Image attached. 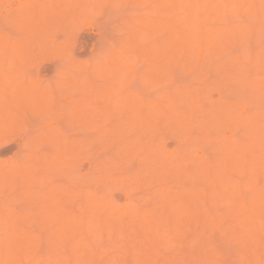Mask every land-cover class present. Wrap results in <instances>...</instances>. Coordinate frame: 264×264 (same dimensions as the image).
I'll use <instances>...</instances> for the list:
<instances>
[{
  "label": "rangeland",
  "instance_id": "1",
  "mask_svg": "<svg viewBox=\"0 0 264 264\" xmlns=\"http://www.w3.org/2000/svg\"><path fill=\"white\" fill-rule=\"evenodd\" d=\"M160 1L162 0H120L117 2L115 0H0V42L2 43L4 41L3 43H12V41H17L19 44L18 47L21 48L20 51L22 52H20L21 54L19 55L16 51L13 53V56L7 55L6 60H3L4 62L2 61V58L4 59L5 56L0 52V99H2L0 100V209L2 212H5V217L0 214L1 217L3 216L0 218V221L3 219L7 220V222L4 220L6 224L0 222V240L4 241L5 236L7 237L6 234L10 231L14 233L17 229L13 226L15 225L16 227H21L19 232L24 233L25 240L27 241H23L21 237V239L18 240V243L23 245L20 250L21 259H17L18 256H20H17L16 253L18 247L14 245V249H11L13 244L11 245L9 252L10 256L11 251L12 253L15 251V257L17 256V258L14 259V257L11 256L14 260L9 263L79 264L85 257V261H82V264H142V254L146 250V252H149L148 254H150L148 255L149 257H147L148 262H145L147 264H168L170 263L169 261L174 262L172 264H177L176 262L179 261L178 263H180V260V264H182L184 260L187 264H193L195 261L194 264H264V240L262 242L260 240V243H262L261 245L259 242H255L258 240L256 238L258 236H256L255 233L257 235H263L262 237H264V214L262 211L260 216L257 213L258 217L261 218L257 219L256 214L254 215L247 208L250 206L249 208H252L253 212L256 211V209L254 211L252 207V202L250 203L248 200L249 195L250 198L251 196H255V194L252 195L255 191L251 192V194L249 192L251 190L253 191V187L259 185L261 187V185L264 184V177H261L260 175L258 178V174H261L264 170V168H262L263 165L260 166L262 163L264 164V160H261V157L259 158V154L260 156H264L263 153L261 154L264 150L261 151L259 147L255 146L263 141L258 134L260 132L264 133V95L261 93L264 92V90L261 91V89H264V64L261 62L264 60V55L260 54L264 51V49H262L264 47H259L264 46V34L254 32L257 31L254 29L257 24L264 23V20H262L264 18V7L258 5L259 3L256 0H254L256 2L252 0L255 5L257 3L256 6L258 7L256 9L259 7L263 8L261 10L262 12L259 11V9L256 10L258 14L257 16H259L256 18H258V20L261 18V22L259 21V23H256V20H253L254 17L252 19L250 18L253 15L250 16L248 11V6L253 7L251 0H243L245 2L241 3V8L237 6L236 8L240 9H236L235 11H233L235 8H231L233 12L230 13L231 11L229 10V14H226V12L223 11L225 10V2L223 3V0H220L219 2L212 0V7L209 5V7L203 5L200 0H191V7L183 2L178 8L166 4H164L166 7L162 5L163 7L159 8L157 6L161 5V3L160 5L158 4ZM204 1L203 3H205ZM230 2L233 3L234 1ZM244 7H247V11ZM211 8H213L214 12L211 11ZM206 10L208 13L211 12L208 18H205L204 15ZM250 11H252L251 8ZM219 12L220 14H222L221 12H225L226 15L224 14L223 17V14H218ZM252 20L255 21V25ZM151 21H154L155 23V25L151 23L153 24L154 29L155 26L158 25L155 31L146 27ZM186 23L187 25L190 23L192 24L191 29L192 27H195V30H192H194L193 32H196V34L201 32L205 35H202V41L204 42L202 45L203 50L201 53H198L197 50L202 47L195 46L192 53L194 56L192 57L187 54L190 50L186 49L188 51L186 52L185 49H182L183 51L181 53V50L177 48V46L179 47L178 43L177 45L174 43L176 46H171L173 43L170 45L172 40L169 41V43H166L168 39L172 38V35L175 36L178 34L174 31L180 30L183 26H186V28L188 27L186 31L188 32L190 25L187 26ZM141 24L142 26H140ZM252 25L253 27H250ZM237 26L246 27L245 29H247V26L248 28H252V32H254L252 33L253 36L257 34L255 36L256 41L254 40V37L247 39L248 34H245L246 38L245 36L238 38L237 33L236 35H233V32L235 33L236 30L232 29H235V27L237 28ZM259 26L260 25H258V27ZM139 27H141V29ZM221 27L222 32H219L221 31ZM142 28H145L146 30H143ZM219 28L220 30L218 31L219 33L217 32L218 34L222 35L223 33L224 37L228 35L231 39H229L228 36H226L225 39L223 36L221 37L217 34L218 37L220 36L223 38L222 40H224V43L222 44L220 43V40L216 39L222 44L218 49V47L214 45L216 41L212 42L214 44H212L211 41L215 39L213 38V35ZM223 28H227L226 34L224 33L225 29ZM137 29L140 30L139 32L143 30L142 32H144L145 35L141 32V34L139 33L140 38L137 37V35H134V37H136L134 38L133 34L135 31L138 32ZM228 29H231L230 32H228ZM170 30L174 33L171 34ZM182 30H180V32H182ZM231 31L233 32L229 35ZM243 31V33H249V30ZM232 35L237 38L234 40V38L231 37ZM197 36L199 38V35L192 34L189 43L192 41L194 43ZM7 38H9L8 41ZM137 38L140 39L139 42L136 41L137 45L135 43V46H132L131 44H134L133 40H137ZM245 39L249 41H246ZM187 42L188 41H186V44L189 45ZM248 42L250 45H247ZM164 43L169 44L170 46L164 45ZM219 43H217V46L220 45ZM152 45H154L155 49H152ZM213 45L215 49L212 47ZM136 46H139V48ZM146 46H152V48L150 47L149 50L147 49V52H145L146 50L143 51L144 48L142 50L140 49V47L146 48ZM130 47H132V49H130ZM133 48L135 49L133 50ZM216 48L219 51H215L217 50ZM260 55H263L261 61L259 59ZM255 56H257L255 59L259 60V62L257 60L258 64L255 65L260 66L261 68L255 65V67L252 68V64L256 63V61H252ZM238 59L242 61L240 62ZM225 62L227 66L223 65ZM234 62H239L240 64H235ZM242 62L245 65L247 64V66L249 65V74H247L250 77L247 75L248 78H244L246 81H243L242 78L243 71L247 68L244 67L245 65L243 66ZM251 62L253 63L251 64ZM228 63L233 64L228 65ZM232 65L235 66V68L233 67V70L238 69V73L236 71L235 73L229 71V68ZM219 66L221 68H219ZM223 66L225 68L230 67L227 70L224 69ZM164 67L167 68V70ZM227 71H229V73ZM74 75H76L80 81L81 79L83 80V86L85 83L87 84V92L84 93L86 88H83V86L79 88L75 86L78 84L74 85V83L78 81V78H75L76 76L74 78L77 79V81H75V79L73 80L72 76ZM245 76L246 75H244V77ZM121 77H123L122 81L125 79L124 82L119 81L118 78ZM228 77H231V79ZM237 77L240 81L242 80L243 84L245 83L246 85L247 82H250L251 84H249L250 88L242 84L240 86L242 90L244 89L243 91H245L243 93V95L245 94V97L240 94L242 92L238 87L241 82H239ZM250 78L253 79V83L248 81V79L251 80ZM115 82H117V84ZM72 85L74 87H72ZM243 86L246 89L243 88ZM235 87L239 91L238 94L235 93ZM76 88H78V92L77 90L74 91ZM256 88H258V90L260 89V96ZM102 90H105L104 96L107 97L109 95L107 97L109 101H104L106 100V97L104 98L102 95ZM122 91L124 92L121 95V97H124L123 99L132 95L136 107L134 106L132 109L127 105L119 106L117 103V106L119 107L114 108L116 102H111L110 100H114L116 95ZM187 92L191 93L188 94ZM250 92L255 93V96L253 94L249 95L251 97L254 96L255 99L257 95V103L246 95ZM180 93L183 96H181ZM189 95L191 96L188 97ZM6 98L8 99V104L10 106L6 107L7 109L1 107V104H4ZM85 101L87 102L86 104L84 103ZM173 102L177 103L174 105ZM106 103H109L108 106H106ZM225 104L229 105L231 108L233 107L232 109H235L236 113L234 110L228 109L230 107H225ZM78 106H80L79 108L83 107L85 111L83 108L80 110L77 118L78 121L81 119L80 122H78V124L80 123L81 125L76 123L77 125L75 126L74 122L77 119H73V114ZM173 106L177 108L176 111H174L175 109H171ZM138 108L141 109H139L140 111L143 109L142 112L143 114L145 113L144 116L138 111ZM160 109L164 110V113H160ZM226 110L233 114H229L230 112L228 113ZM81 111L83 112L81 113ZM89 111L91 113H89ZM223 111L226 112L223 113ZM255 111H257L258 114H255ZM2 112H5V114L3 115ZM243 112H245L244 115L246 113L248 114V117L245 115L247 119H245L243 115V118L239 117ZM226 113L227 115L225 117L227 120L222 117L224 115H221ZM146 115L150 117L146 118ZM249 116H252V118ZM175 118H178L177 120L180 119L179 122L174 120ZM147 119H150L154 123L159 121L161 127L164 126V130H162V128L158 126L159 124L156 123L151 127V131H149L150 129H146L147 131H145L144 126V132L139 127L142 126L140 124H143L142 122L145 121L144 124L146 125V128H150L149 126L151 123H149ZM250 119H252L253 122L255 121L256 127L254 130L259 129V133L250 129L249 123H252V120L250 121ZM247 120L249 121L248 124L246 122ZM169 121H175L177 123L181 122V124L184 123L181 126H178L180 124L175 122H171L170 124ZM116 131H118V133ZM119 133L123 136L122 139L125 141L122 140V144L120 143L121 141H118V139H121ZM254 134L255 137L259 136L257 139L255 138L257 142H252L255 140L253 139ZM118 135L120 138L117 139ZM263 136L264 134H262V137ZM109 137L111 138L108 139ZM115 138L118 143L121 144L120 147V144H118L117 141L115 142ZM136 138L138 140H136ZM133 139H135V141ZM66 142L70 145L68 148L65 147L67 144ZM251 142L252 144L255 143L253 145L254 149L256 147L255 150H257V148L260 150L259 154H257L259 151L253 152V150H251ZM244 143L247 144V146ZM83 145L86 148H84ZM66 146H68V144ZM241 146L243 148H241ZM232 147L241 148L240 150H242V152L237 150L239 149L237 148L236 153H240L243 157V154L245 153L246 156L249 151L253 152V154L251 152L252 158L253 155L256 154L257 160H255L258 161V163H255L259 164V166L257 165V168L261 167L263 170H258L256 168L255 170H261V173H258V171L256 172L255 170L253 171L255 173H252L251 171V174H255V178H253L254 175H252V178L249 177L251 175L250 173L248 176L247 173H244L246 167L250 170V161L254 162L252 158L251 160L246 159V157H248L246 156L244 159L245 161H249L248 165V161L243 164L244 160L241 161V159H238V161H240L237 162L239 163L237 166H240L241 164L245 165L244 169H240L241 167H236V165L230 164L234 169H232L233 180L229 179L231 177L228 178V176L231 174H229V172L227 173V167L225 170L224 168L222 169V167H225L223 161L227 160L225 164L229 165V160H234L233 154L235 152H232L235 149H231ZM244 147H246L245 150L247 149L249 151H243ZM230 149L232 152H230L231 155L228 154L229 160L228 158L223 160L225 158L224 156L227 155V152L230 151ZM240 154L238 156L236 155V157H239ZM147 155L153 157V159L151 158L152 160L155 158L160 160L159 167L161 170L157 168V171H153L149 167V164L148 166L144 164V162L146 163L144 157ZM247 155H249L248 158L251 157L250 154ZM262 158L264 159V157ZM58 160L62 163L61 167L57 166L55 163ZM148 160H150V158ZM218 161L219 164H217ZM253 162L252 164H254ZM202 163H206L205 166L207 165L206 169L208 170V166L212 164V168L210 166L211 171L209 170V175L210 173L211 175L208 176V178L206 177V181L201 180L206 183L200 182V184H198V180L197 184H195V175L193 177V173H200L199 169L204 167H201ZM171 166L175 167L172 168L174 169L173 171H175V174L169 173H172ZM231 166L229 167L230 169L232 168ZM20 167L26 168L27 171H30L32 173L31 176L27 179L22 177V172H20L19 169ZM108 167L110 168L108 169ZM147 167L151 169V172L149 171V168L146 169ZM156 167H158V165ZM217 167L221 168V170ZM200 170H203V168ZM247 170H245V172H248ZM220 171L223 176H221ZM166 172L167 174H165ZM262 174L264 175V172ZM145 178L146 181H144ZM225 178H227L231 184V188H233H229L231 192H228L229 189L227 190L228 194H221L220 198L216 199L219 201L218 208V206L213 203V201L216 202V200L213 199L210 201L211 199H209V195H213L210 198L215 197V193L220 189L218 185H214L215 182L220 183ZM254 179H258L257 182ZM236 181L237 183L243 184L242 187L245 188H238ZM251 183H253V185ZM216 186H218V188ZM197 187H201V191L205 196L208 195L206 196L208 198H205L204 196V199L203 197H199L203 194H197L199 198H193V196L189 202L190 199L187 200L188 198L184 197L186 189L188 192L190 190L193 192L194 190L198 191ZM239 189L243 191L247 189L248 192L245 190L243 193ZM72 191H74V193ZM86 191H90L89 193L94 194H89L92 196L91 200H89L90 196L86 194ZM232 191L236 192L235 194L233 193L236 195L235 198L232 196ZM239 191L242 193L241 195H245L241 196L246 202V205L244 206L240 203L242 198L240 197V194L239 196L237 194ZM61 192L64 194V197L61 199L60 205L55 206L52 202L56 203L58 201V204L60 198L55 199L53 198V195L55 194V196L59 197ZM245 192L249 194L247 196L248 198L246 197ZM62 193L60 195H62ZM230 193L232 195H230ZM48 195L50 196L48 197ZM163 195H165V197H163ZM179 195L180 200L182 198L184 200V202L181 200L182 203H185L186 207H190L186 209L184 204H181L180 201L179 204L183 205L184 209H186H182L184 213L180 215L181 210L178 208L180 216L175 210H171L167 205L168 201L170 202L173 200V205L176 206L179 201ZM239 197L240 199H238ZM99 198L103 199L100 202L104 205H109L111 203L109 207L105 208L106 218L108 216H110L109 218H111V216L114 217L113 214L116 213L120 215V213L129 210L130 212L127 213L128 215L130 214L129 216L131 217V210L140 208V214L147 210V213H144L145 215H148V217H146L147 221L140 222L142 225L134 224L137 223L134 222V225L131 227L133 221H131V223L129 222V225L127 221H130L128 220L130 217L125 212V217L127 216L129 218L120 216L122 217L120 219L124 218L127 219V221L123 219V221L126 222H122V224L121 222L118 223V221L116 225H119V228L115 225V230L113 229V231L110 232L112 229L108 226L106 229L109 230L107 231L105 229L106 231L103 232V235H96L98 231L95 230L97 229L99 222L95 223V221H98L95 220V218L97 219L99 216L93 215L97 216L94 218L92 216L94 219L93 224V221L90 222V220H93L92 218L90 219V215L91 213H99V215H102L101 210V212L95 210L97 206L102 205H98ZM147 199H150L149 202ZM50 200L53 201L50 202ZM174 200L177 201V204H175L176 201L174 202ZM221 201H226V203L229 201L226 205L231 203L228 205L231 208L227 206L225 207L224 202V204L220 206ZM230 201H236V206H239V208L237 209L236 206L235 208L237 211L240 209L239 211L242 212H240L241 215L246 210L242 215L243 217L245 214L250 216L253 214L251 217H256L255 220L257 221V226H255L256 228L259 227L256 229L253 225V229L249 226L251 227V229L248 227L249 230L253 229L252 232L247 228L249 235L246 231L243 232L241 228L244 225L243 223L247 222L246 220H249V225L254 222L251 223L250 219H246L247 216H245V219L241 216V218H243L241 219L239 217V211L238 214L236 211L234 213L233 211L235 208L233 209V207L235 203L233 202V204ZM88 202L89 205H87ZM113 202L115 207H111ZM46 203L47 205H45ZM203 204H205L206 207L202 206ZM44 206L45 208H50V212L48 209H45ZM240 206L245 207V209L243 208V210ZM43 208L44 211H42ZM143 208L145 210H143ZM98 209H100V207ZM189 210L193 211L192 213H189L192 215H188L190 218L187 216V211ZM194 213L196 215H194ZM13 214H15L14 218L12 217L13 219H15L18 214L19 216L21 215L20 217H23V223L18 216L16 217V219L20 218L18 223L15 224L14 222L17 220H12V225L9 220H11L10 215L13 216ZM42 214H47L48 216ZM63 214L71 217H69V223H71L70 225L73 224L74 228L69 224L68 228L72 231L68 230L66 224L67 221L65 220L66 216ZM234 214L237 215V218L242 221L244 220L245 222H239L240 220L238 221ZM191 216L192 218L193 216L198 217H194L193 219L195 220H192ZM153 217L155 218V221L157 219L159 220L156 221L158 226L154 224ZM26 219L28 221H26ZM148 219L149 222H153V225L156 227L153 225L152 227L148 226L146 224L148 223ZM64 220L66 223H64ZM196 220L197 223L199 222V227L196 226ZM203 220L206 221V223H209L203 225L204 228L200 227L205 223ZM189 221L190 223H193L190 225ZM213 221L214 223H221V227H219L221 229L215 227L212 223ZM21 223L24 226L19 225ZM63 223L66 224L64 225V227L66 226V229L63 227ZM167 223L169 227L171 226L173 229L171 233H169V228H166L168 227ZM237 223H241V228ZM211 224L213 225L211 226L213 230L210 227ZM52 225L54 227H52ZM146 225L148 227H146ZM193 225H195V228ZM12 228L15 229L13 230ZM60 228L63 229L62 231L64 235L62 234V231L59 232ZM98 228L100 229L99 226ZM216 228L220 231L222 230V232L224 231L223 234ZM160 229L161 232H157L160 231ZM27 230L33 235L29 234L30 237L27 236ZM198 231H200V233ZM254 231H259V233ZM54 232L57 233L59 241L57 238H55L57 240L53 241L52 237L54 236L52 235H54ZM71 232L73 233L71 235L74 236V239H69L70 237H73L70 235ZM99 232L101 231L99 230ZM202 232L203 235H201ZM212 232V239H208V235L211 237ZM226 232L228 233V236L231 232L230 235H233L234 238L232 236H229L230 238L226 236V238L224 236V234H227ZM159 233L161 236L158 235ZM68 234L70 236H68ZM195 235H197V237L201 235L200 238L204 239V241L202 242L199 238L197 242H200L197 244L194 243L192 240L195 238L197 239ZM9 236L10 235H8V237ZM163 237L168 238L170 240L168 241L169 243H172L173 241V247H171V244V246L168 245V242H166L167 239ZM253 237L254 240H251L250 238ZM28 239L30 241H35V243L30 244L32 242ZM79 240L83 243L81 244ZM253 241L255 243H252ZM25 242L29 245L25 244ZM191 242L194 244L192 243L193 245H190ZM5 243L6 242L3 244ZM179 244H182L183 246H180ZM7 245H9V243ZM32 245L33 247H29ZM24 246L25 249L23 248ZM7 251H9V249H7ZM1 252L0 257L2 258H0V264H5V260L8 261L6 259V256L8 255L4 250ZM197 252L200 253L199 256L196 254ZM81 255L83 256L82 260L79 258ZM138 256L140 259L138 258L137 261H135ZM197 257L199 259H197ZM89 258L92 259L90 260ZM173 259H176L177 261H173ZM11 260L12 259H10V261ZM163 261L164 263H162ZM192 261L194 262L192 263ZM185 262L183 264H186Z\"/></svg>",
  "mask_w": 264,
  "mask_h": 264
},
{
  "label": "bare ground",
  "instance_id": "2",
  "mask_svg": "<svg viewBox=\"0 0 264 264\" xmlns=\"http://www.w3.org/2000/svg\"><path fill=\"white\" fill-rule=\"evenodd\" d=\"M115 1L117 2V1H120V0H115ZM200 1H202V4H203V5H206V6L209 5V6H211V2H212V0H205V1H204V0H200ZM203 1H204L205 3H203ZM214 1L219 2L220 0H214ZM214 1H213V3H214ZM230 1H232V2L234 1V2L231 3ZM230 1H229V0H223V3L225 2V3H224V4H225V7H224L225 10H223V11H225L226 14H227V13L229 14L230 11H231L230 13H232V12L235 11L236 9H237V10L240 9L241 6H242L241 3H242V2H245V1H243V0H242V1H240V0H239V1H238V0H230ZM251 1H252V0H251ZM253 1H254V0H253ZM253 1L251 2L252 5H253V7L248 6L249 3H248V5H247V6L249 7V8H248L249 15H250V16L253 15V16H252V17H250L249 15H248V16H249L251 19L254 17L253 20L255 19V20H256V23H259V21L261 20V18H259L260 20H258V18H256V17H259V16H257L258 14H257V11H256V10L259 9V11H261L263 8H262V7H259L258 9H256L258 6H256L257 3H256V5H255L254 2L257 1V2L259 3L258 5L264 7V0H256V1H254V2H253ZM183 2H184L185 4H187V5H189V7L192 6L191 0H186V1H184V0H162V1L158 2V4L160 5V3H161V5H160V6H157V7L162 8V7H163L162 5L166 4V5H171L172 7H177V8H178ZM207 3H210V4H207ZM158 4H156V5H158ZM233 4H234V5H233ZM243 5H244V4H243ZM252 5H251V6H252ZM164 6H165V5H164ZM209 6H208V7H209ZM212 6H213V5H212ZM212 6H211V7H212ZM232 6H233V7H232ZM237 6L240 7V8H236ZM245 6H246V5H245ZM165 7H166V6H165ZM231 8H233V9L235 8V9L232 11ZM244 8H245V7H244ZM250 8H251L252 11H250ZM252 8H253V9H252ZM215 9H216V8H215ZM245 9H246V11H247V7H246ZM245 9H244V10H245ZM207 10H208V9H207ZM207 10H206L205 13H204L205 18H208V16H209L210 13H211V12L208 13ZM229 10H230V11H229ZM244 10H243V11H244ZM211 11H213V8H211ZM221 11H222V10H221ZM55 12H56V11H55ZM213 12H214V11H213ZM225 12H221L223 15L220 14V12H219L218 14H220V15H222V16L224 17ZM244 12H245V11H244ZM261 12H262V11H261ZM245 13H246V12H245ZM263 13H264V10H263ZM226 14H225V15H226ZM247 14H248V13H247ZM260 15H261V14H260ZM248 16H247V17H248ZM262 16H263V15H262ZM262 16H261V17H262ZM34 17H35V15H34ZM205 18H204V19H205ZM262 18H263V17H262ZM253 20H252V21H253ZM262 20H264V18H263ZM257 21H258V22H257ZM260 22H261V21H260ZM151 23H153V24L155 25L154 21H151L150 23H148V26H146V24H145V26H146L147 28H150V29H152V30L155 31V30L157 29L156 27H157L158 25H156V26H155V29H154V26H153V24H151ZM251 23H252V22H251ZM254 23H255V21H253V24H254ZM149 24H150V25H149ZM186 25H187V23H186ZM188 25H190V26H189L190 28H189V31H188V32H186L187 29H188V27L186 28V26H183V28H180V30H182V29H185V30H182V32H180V30H178V31H174V32H177L178 34H176L175 36L172 35V36H171L172 38L168 39V40L166 41V43H167V42L169 43V41H171V40H172V42L170 43V45L173 43L171 46H173V45L176 46L177 43H178L179 47L177 46V48H179V49L181 50V53H182V51H183L182 49L190 50L191 53L188 52L187 50H186V52H188L187 54H188V55H191V57H192V56H194V54L192 55V53H193V51H194V49H195L194 47H195V46H197V47H198V46H201V47H202V45H203V43H204V42L202 41V40H203L202 35H203V36H205V35H204L203 33H201V32H198V33L196 34V32H193V31L195 30V29H194L195 27H192V29H194V30H192V29H191L192 24L190 23V24H188ZM188 25H187V26H188ZM254 25H255V24H254ZM258 25H260L261 27H260V26L258 27ZM140 26H142V24H141ZM244 26H245V25H244ZM263 26H264V23H263V24H262V23H261V24H257L256 27H258V28H256V27L254 28V29H256L257 31H254V32L259 33V34H264V27H263ZM143 27H144V26H143ZM181 27H182V26H181ZM250 27H253V25L250 26ZM139 28L141 29V27H139ZM242 28H243V30H246V31L249 30V33H248V32H247V33H246V32L243 33L244 31L242 30ZM245 28H246V27H245ZM245 28H244L243 26H241V27L237 26V28L235 27V29H232V30H236L235 33H234L233 31H231V33H230L229 35H231L232 32H233V35H234V34L236 35V33H237L238 38H242L241 36H243V37L245 36V38H246V35L248 34V35H247V36H248L247 39H248V38H251V37H254V40L256 41V37H255V36H256L257 34H255V36H253L252 33H254V32H252V28H248V26H247V29H245ZM142 29H143V28H142ZM144 29H145V28H144ZM144 29H143V30H144ZM223 29H225V28H223ZM137 30H138V32L135 31L136 34L134 33V34H133V37H134V35H137V37L140 38L139 33L141 34V32H142L143 30H141V32H139V31H140L139 29H137ZM145 30H146V29H145ZM219 30H220V28H219V29L216 31V33L213 35V38H215V39H214L213 41H211V43H212V42H215V41H216L217 43H219V41H217L216 39L220 40V43H222V44L224 43V40H222V39H223V38L226 39V36H228V35H226V36L224 37L223 33H222V35L218 34L219 32H222V27H221V31H219ZM230 30H231V29H228V32H230ZM237 30H238V32H239V30H240V32L238 33ZM170 31H171V32H170L171 34L174 33L172 30H170ZM218 31H219V32H218ZM226 31H227V28H226L225 31H224L225 34H226ZM217 32H218V33H217ZM228 32H227V33H228ZM142 34H144V32H142ZM192 34L199 35V38H198V36H197V38H196V40L194 41V43H193V41H192L191 43H189V41H190L189 39H190V36H191ZM217 34L220 35L221 37L223 36V38H221L220 36L218 37ZM241 34H242V35H241ZM245 34H246V35H245ZM251 34H252V35H251ZM259 34H258V35H259ZM144 35H145V34H144ZM233 35H232L231 37H233L234 40H235V38H237V37H236V36H233ZM239 35H240V37H239ZM263 36H264V35H263ZM192 37H193V36H192ZM1 38H2V37H1ZM134 38H136V37H134ZM134 38H132V39H134ZM139 38H137V40H136V39L133 40V41H134V44H131V43H130V44H131L132 46H135L136 41L139 42V40H140ZM213 38H211V39H213ZM219 38H220V39H219ZM228 38H229V36H228ZM8 39H9V38H7V41H8ZM229 39H231V38H229ZM258 39H259V37H258ZM2 40H3V39H2ZM227 40H228V39H227ZM245 40H246V39H245ZM251 40H252V39H251ZM10 41H11V40H10ZM131 41H132V40H131ZM174 41H175V42H174ZM186 41H188L187 43H189V45L186 44ZM246 41H249V40H246ZM3 42H4V41H3ZM3 42H2V43L0 42V52H2L1 54H4V56H5V57L3 56L4 59L2 58V61H3V60H6L7 55H8V56H11V55L13 56V55H14L13 53H14L15 51H16V53H18V55L22 53V52L20 51L21 48L18 47L19 44L17 43V41H16V42H13V41H12V43H10V42L3 43ZM195 42H196V43H195ZM216 42H215V44H214V43H212V44H214V45H215L216 47H218V49H219V47H221L222 44L219 43L220 45L217 46V43H216ZM225 42H226V41H225ZM132 43H133V42H132ZM174 43H175L176 45H175ZM139 44H140V43H139ZM136 45H137V43H136ZM140 45H141V44H140ZM164 45H169V44H165V43H164ZM170 45H169V46H170ZM214 45H213L212 47L215 49ZM247 45H250L249 42L247 43ZM152 46H153V48H152ZM152 46H148V47L146 46V48H145V47H140V49L142 50V49L144 48L143 51L146 50L145 52H147V49L149 50L150 47H151L152 49H155L154 45H152ZM169 46H168V47H169ZM136 47L139 48V46H136ZM136 47H135V48H136ZM247 47H248V46H247ZM259 47H264V46H259ZM135 48H133V50H134ZM248 48H249V47H248ZM130 49H132V47H130ZM216 49H217V48H216ZM218 49L215 50V51H219ZM262 49H264V48H262ZM17 50H18V52H17ZM133 50H132V51H133ZM156 50H157V49H156ZM185 50H184V51H185ZM202 50H203V47L200 48V49H198L197 51H198V53H201ZM222 50H223V48H222ZM20 52H21V53H20ZM261 52H262V50H261ZM263 52H264V51H263ZM263 52L260 53V54H263V55H264ZM184 53H185V52H184ZM189 53H190V54H189ZM196 53H197V52H196ZM196 53H195V54H196ZM212 53H213V52H212ZM135 54H136V53H135ZM215 54H216V52H215ZM16 55H17V54H16ZM16 55H15V56H16ZM185 55H186V54H185ZM211 55H213V54H211ZM263 55H260V58H259L260 61H261V57H262ZM15 56H14V57H15ZM186 56H187V55H186ZM17 57H18V56H17ZM17 57H16V58H17ZM188 57H189V56H188ZM256 57H257V56L254 57V60L252 59V61H256V63L251 62V64L253 63V64H252V65H253L252 68H254L255 66H257V65H255V64H258V62H259L258 59H255ZM213 58H215V57H213ZM213 58H211V59L214 60ZM263 59H264V57H263ZM14 60H15V59H14ZM168 60H169V59H168ZM238 60H239V59H238ZM257 60H258V62H257ZM220 61H222V60H220ZM239 61L241 62L242 60H239ZM0 62H1V61H0ZM3 62H4V61H3ZM261 62H263L262 64H264V60H262ZM261 62H260V63H261ZM213 63H214V62H213ZM234 63H235V62H234ZM238 63H239V62H238ZM238 63H235V64H238ZM242 63H243V62H242ZM260 63H259V64H260ZM125 64H126V63H125ZM217 64H218V62H217ZM219 64H220V63H219ZM231 64H233V63H231ZM231 64L228 63V65H231ZM235 64H234V65H235ZM239 64H240V63H239ZM262 64H260V65H262ZM204 65H205V64H204ZM214 65H215V64H214ZM223 65H224V66H227V65H226V62H225ZM244 65H245V64L243 63V66H244ZM254 65H255V66H254ZM224 66H223V68H224V69H227V70H228V68L230 67V66H229V67L225 68ZM235 66H236V65H235ZM235 66L232 65V66L229 68V71H232V72H234V73H235V71H236V72L238 73V69L233 70V69L235 68ZM237 66H239V65H237ZM248 66H249V65H248ZM248 66H247V64L244 66V67H246L247 69H245V70L243 71V78H242L243 81H246L245 79L248 78V76H249V75H248V74H249V73H248V70H249V69H248ZM262 66H263V65H262ZM215 67H218V66H215ZM233 67H234V68H233ZM239 67H240V66H239ZM257 67L261 68L260 66H257ZM154 68H155V67H154ZM156 68H157V66H156ZM164 68H165V67H164ZM219 68H221V67L219 66ZM263 68H264V67H263ZM165 69L167 70V68H165ZM255 69H256V68H255ZM255 69H254V70H255ZM229 71H227V72L229 73ZM239 71H240V68H239ZM246 71H247V72H246ZM263 72H264V71H263ZM121 73H122V72H121ZM228 73H227V74H228ZM234 73H233V74H234ZM240 73H241V72H240ZM244 73H245V74H244ZM247 73H248V74H247ZM244 75H246V76L244 77ZM247 75H248V76H247ZM75 76H76V75L72 76V77H73V80H74L75 78H78L77 76H76V77H75ZM226 76H227V75H226ZM74 77H75V78H74ZM234 77H236V76H234ZM249 77H250V76H249ZM263 77H264V76H263ZM228 78L231 79V77H228ZM239 78H240V77H239ZM244 78H245V79H244ZM118 79H119V81L121 82L122 79H123V77L118 78ZM147 79H148V78H147ZM237 79H238V77H237ZM250 79H251V78H250ZM124 80H125V79H124ZM124 80H123L122 82H124ZM150 80H151V79H150ZM238 80H239V79H238ZM252 80H253V79H251V80L248 79V81H251V82H252ZM75 81H77V79H75ZM82 81H83L82 79H81V81H80L79 78H78V81L75 82L74 85H75V84H78V85H75V86H77V87L80 88V87L83 86ZM116 81H117V80H116ZM119 81H118V82H119ZM78 82H79V83H78ZM80 82H81L82 84H81ZM120 82H119V83H120ZM239 82H241V83H239V87H238V89L240 88V90H241V92H242V93H240V94H241L243 97H245V94L243 95V93H244L245 91H243L244 89L242 90V88L240 87L241 84H242V85H245V83L243 84V83H242V80H241V81L239 80ZM115 83L117 84V82H115ZM125 83H126V82H125ZM125 83H124V84H125ZM128 83H131V82H128ZM247 83H248V82H247ZM247 83H246L245 86H248V87L250 88V86H249L250 82L248 83V85H247ZM252 83H253V82H252ZM256 83H257V82H256ZM80 84H81V85H80ZM85 84H86V83H85ZM85 84H84L83 88H86L87 84H86V85H85ZM79 85H80V86H79ZM120 85H122V84H120ZM250 85H251V84H250ZM253 85H254V84H253ZM257 86H258V85H257ZM257 86H256V87H257ZM259 86H261V85H259ZM72 87H74V86L72 85ZM236 87H237V86H236ZM236 87H235V89H236V90H235V91H236L235 93L238 94L239 91L237 90ZM248 87H247V88H248ZM253 87H254V86H253ZM261 87H262V86H261ZM243 88H245V87L243 86ZM94 89H96V88H94ZM245 89H246V88H245ZM256 89L258 90V88H256ZM76 90H77V92H78V88H76L74 91H76ZM99 90H100V89H99ZM116 90H117V89H116ZM259 90H260V89H259ZM259 90L257 91V92H259V96H260L261 93H263V95H264V92H261V93H260ZM263 90H264V89H261V91H263ZM82 91H83V90H82ZM94 91H95V90H94ZM94 91H93V92H94ZM102 91H103V93H102V92H101V93H102V95L104 96V95H105V93H104L105 90H102ZM117 91H118V90H117ZM181 91H182V90H181ZM85 92H87V88H86V90L84 91V93H85ZM88 92H89V91H88ZM99 92H100V91H99ZM118 92H119V91H118ZM101 93H100V94H101ZM122 93H124V92L122 91V92H120V93H118V94H117V92H116V94H117V95H116V98H115L114 100H110L111 102H112V101H113V102H116V105H115L116 107L114 106V108H117V107H119L120 105H127V106H129V108H132V109H133V107L135 106V103H134V101H133V97H132V95H131V96H128V97L125 98V99H123L124 97H123V96L121 97ZM181 93H183V92H181ZM181 93H180V94H181ZM187 93H188V92H187ZM190 93H191V92H189L188 94H190ZM98 94H99V93H98ZM188 94H187V95H188ZM251 94L254 95L255 93L250 92V93H247L246 95L249 96V95H251ZM86 95H87V94H86ZM241 95H240V96H241ZM108 96H109V95H108ZM108 96H107V97H108ZM181 96H183V95L181 94ZM190 96H191V95H189L188 97H190ZM254 96H255V95H254ZM254 96H252V97L249 96V97H250L251 100H253V101H255V102L257 103V99H258V98H257V95H256V99L254 98ZM105 97H106V96H104V98H105ZM107 97H106V100H104V101H107V100L109 101V99H107ZM172 97H173V96H172ZM172 97H171V98H172ZM175 97H176V96H175ZM7 98H8V97H7ZM7 98H6L5 102H4V104H3V105L1 104V107H5V109H7L6 107L9 106V104H8L9 101H8ZM80 98H81V97H80ZM86 98H87V97H86ZM241 98H242V97H241ZM247 98H248V97H247ZM252 98H253V99H252ZM77 99H78V98H77ZM182 99H183V98H182ZM245 99H246V98H245ZM248 99H249V98H248ZM250 99H249V100H250ZM0 100H2V99H0ZM100 100H101V99H100ZM261 100H263V99H261ZM261 100H260V101H261ZM81 101H82V100H81ZM104 101H102V102H104ZM171 101H172V100H171ZM174 101H175V100H174ZM184 101H185V100H184ZM160 102H161V101H160ZM258 102H259V101H258ZM84 103L86 104L87 102L85 101ZM109 103H110V102H109ZM109 103H108V104H109ZM117 103L119 104V106H117V105H118ZM140 103H141V102H140ZM156 103H157V102H156ZM171 103H172V102H171ZM175 103H177V102H173L174 105H175ZM263 103H264V102H263ZM108 104L106 103V106H108ZM141 104H142V103H141ZM158 104H159V103H158ZM160 104H162V103H160ZM166 104H167V103H166ZM173 104H171V105H173ZM182 104H183V103H182ZM253 104H254V103H253ZM76 105H77V104H76ZM78 105H79V104H78ZM80 105H81V104H80ZM83 105H84V104H83ZM102 105H103V104H102ZM171 105H170V106H171ZM176 105H177V104H176ZM259 105H261V104H259ZM259 105H258V107H259ZM138 106H139V105H138ZM146 106H147V105H146ZM160 106H161V105H160ZM187 106H188V105H187ZM189 106H190V105H189ZM226 106L230 107L229 105H226V104H225V107H226ZM231 106H232V105H231ZM9 107H10V106H9ZM79 107H80V106L76 107L77 109H75V112H74V114H73L74 117L72 116L73 119H77V120H75V122H74V123H75V126H76V125L78 124V122H80V120H81V119H80V120L78 121V118H77V117L79 116L78 113L80 112V110H81L83 107H82V108H79ZM135 107H136V106H135ZM148 107H149V106H148ZM176 107H177V106H176ZM178 107H180V106H178ZM221 107H223V106H221ZM228 107H227V108H228ZM260 107H261V106H260ZM74 108H75V107H74ZM109 108H110V107H109ZM141 108H142V106H141ZM161 108H162V106H161ZM163 108H164V107H163ZM183 108H184V107H183ZM183 108H181V109H183ZM227 108H226V109H227ZM232 108H233V107H232ZM232 108L230 107V108H228V109H232ZM88 109H89V108H88ZM90 109H91V108H90ZM139 109H140V108H138V111L141 112V113L143 114V112H142L143 109H142V111H140L141 109H140V110H139ZM144 109H145V106H144ZM152 109H153V108H152ZM156 109H157V108H156ZM156 109H155V110H156ZM171 109H175L174 111L177 110V108H175L174 106H173V108L171 107ZM212 109H213V108H212ZM212 109H210V110H212ZM219 109H220V108H219ZM261 109H262V108H261ZM78 110H79V111H78ZM83 110H84V108H83ZM108 110H109V109H108ZM110 110H111V109H110ZM117 110H118V109H117ZM136 110H137V109H136ZM161 110H162V109H160V113H164V110H162V111H161ZM166 110H167V109H166ZM201 110H202V109H201ZM222 110H225V109H222ZM232 110L235 111V109H232ZM258 110H259V109H258ZM84 111H85V110H84ZM104 111H105V110H104ZM167 111H168V110H167ZM167 111H166V112H167ZM174 111H173V112H174ZM178 111H179V110H178ZM178 111H177V112H178ZM180 111H181V110H180ZM204 111H205V110H204ZM226 111H227V110H226ZM226 111H225V112H226ZM82 112H83V111H81V113H82ZM133 112H134V111H133ZM139 112H138V113H139ZM149 112H150V111H149ZM151 112H152V111H151ZM212 112H213V111H212ZM220 112H221V111H220ZM225 112L223 111V113H225ZM227 112L229 113L230 111H227ZM238 112H239V111H238ZM255 112H256L255 114H258L257 111H255ZM2 113H3V115L5 114V112H2ZM2 113H1V114H2ZM89 113H91V112L89 111ZM175 113H176V112H175ZM181 113H182V112H181ZM206 113H208V112H206ZM235 113H236V111H235ZM235 113H234V114H235ZM241 113H242V112H241ZM244 113H245V112H243V114H240L239 117H242V115H243V116L245 117V119H247L248 114H247V113L245 114V115L247 116V117H246V116L244 115ZM129 114H130V113H129ZM144 114H145V113H144ZM144 114H143V116H144ZM229 114H233V113L230 112ZM237 114H238V113H237ZM249 114H250V113H249ZM255 114H254V115H255ZM165 115H166V113H165ZM180 115H181V114H180ZM207 115H208V114H207ZM221 115H224V116H222V117L225 118V120H227L226 117H225V116L227 115V113H226V114H221ZM250 115H251V114H250ZM168 116H169V115H168ZM168 116H167V117H168ZM170 116H171V115H170ZM256 116H257V115H256ZM259 116H260V115H259ZM75 117H76V118H75ZM86 117H87V116H86ZM91 117H92V116H91ZM94 117H95V116H94ZM145 117H146V118H149L150 116L148 117V116L146 115ZM154 117H156V116H154ZM172 117H173V116H172ZM215 117H216V116H215ZM249 117L252 118V116H249ZM132 118H133V117H132ZM139 118H140V117H139ZM160 118H161V117H160ZM242 118H243V117H242ZM242 118H241V119H242ZM258 118H259V117H258ZM70 119H71V118H70ZM165 119H166V118H165ZM167 119H168V118H167ZM172 119H173V118H172ZM177 119H178V118H175L174 120H177ZM241 119H240V120H241ZM91 120H92V119H91ZM95 120H96V119H95ZM143 120H144V119H143ZM152 120H154V119H152ZM179 120H180V119H179ZM179 120H177V122H179ZM201 120H202V119H201ZM215 120H216V118H215ZM240 120H239V121H240ZM242 120H243V119H242ZM242 120H241V121H242ZM251 120H252V119H250V121H251ZM253 120H254V118H253ZM253 120L251 121L252 123H249L248 120H247L246 122H247V124L249 123V125H250V129H252V131H254V132L257 131V132H258L259 129H258V130H254V128L256 127V123H255V121L253 122ZM76 121H77V122H76ZM89 121H90V120H89ZM147 121H148L149 123H151L152 125L150 124V126H149L150 128H146V125L144 124L145 121L142 122L143 124H140V125H142V126H140L139 128L142 129L143 131H144V129H145V131H147L146 129H150L149 131H151V127L153 126V124H156V123L159 124L158 126L161 127L159 121L156 122V123L152 122L150 119H147ZM155 121H156V120H155ZM163 121H164V120H163ZM187 121H188V120H187ZM233 121H235V120H233ZM237 121H238V119H237ZM148 122H147V123H148ZM166 122H167V120H166ZM171 122H172V121H169L170 124H171ZM173 122H175V121H173ZM173 122H172V123H173ZM177 122H175V123H177ZM206 122H207V121H206ZM222 122H223V121H222ZM76 123H77V124H76ZM183 123H184V122H183ZM183 123H182V124H183ZM188 123H189V122H188ZM204 123H205V122H204ZM223 123H224V122H223ZM242 123H243V122H242ZM253 123H255V124H253ZM121 124H122V123H121ZM177 124H180V125H178V126H181V125H182L181 122H180V123H177ZM205 124H206V123H205ZM219 124H220V123H219ZM252 124H253V125H252ZM78 125H81V124L79 123ZM148 125H149V124H148ZM148 125H147V127H148ZM254 125H255V126H254ZM131 126H132V125H131ZM144 126H145V128H144ZM184 126H185V125H184ZM137 127H138V126H137ZM141 127H142V128H141ZM163 127H164V126H163ZM163 127H161L162 130H164ZM173 127H174V126H173ZM186 127H187V126H186ZM127 128H128V127H127ZM143 128H144V129H143ZM161 128H159V129H161ZM180 128H181V127H180ZM101 129H102V128H101ZM115 129H116V128H115ZM115 129H114V131H115ZM136 129H137V128H136ZM136 129H135V130H136ZM140 129H139V130H140ZM181 129H183V128H181ZM145 131H144V132H145ZM149 131H148V132H149ZM244 131H245V130H244ZM102 132H103V131H102ZM116 132L118 133V131H116ZM140 132H141V131H140ZM152 132H153V130H152ZM164 132H165V131H164ZM164 132H163V135H164ZM254 132H253V133H254ZM257 132H256V133H257ZM103 133H104V132H103ZM110 133H111V132H110ZM153 133H154V132H153ZM246 133H247V131H246ZM258 133H259V132H258ZM260 133L264 134L263 132H260ZM260 133H259L258 135H260V139H263V141H262V143H260V144L258 143V145H255V146H256V147H259L260 150L262 151V150H264V136L262 137V134H260ZM111 134H112V133H111ZM119 134H120V133H119ZM147 134H148V133H147ZM108 135H109V134H108ZM150 135H151V133H150ZM156 135H157V134H156ZM161 135H162V134H161ZM158 136H160V135H158ZM249 136H250V135H249ZM252 136H253V135H252ZM256 136H257V135H256ZM120 137H121V139H118V138H120ZM120 137H119V135H118L117 139H118V141H121L120 143L122 144V140L124 141V139H122L123 136H122L121 134H120ZM138 137H139V136H138ZM144 137H145V136H144ZM156 137H157V136H156ZM162 137H163V136H162ZM162 137H161V138H162ZM257 137H259V136H257ZM257 137H255V134H254V138H253V139H255V138L257 139ZM110 138H111V137H109L108 139H110ZM139 138H140V137H139ZM146 138H147V137H146ZM161 138H160V139H161ZM115 139H116V138H115ZM117 139L115 140V142L117 141ZM140 139H141V138H140ZM140 139H139V140H140ZM215 139H216V138H215ZM256 139H255L254 141H252V142H255ZM56 140H58V139H56ZM133 140L135 141V139H133ZM136 140H138V139L136 138ZM95 141H97V140H95ZM118 141H117V143H118ZM157 141H158V140H157ZM217 141H218V140H217ZM249 141H250V140H249ZM73 142H74V141H73ZM124 142H125V141H124ZM141 142H142V141H141ZM141 142H140V143H141ZM160 142H161V141H160ZM224 142H225V141H224ZM240 142H241V141H240ZM252 142L250 143L251 150H253V152H257V151H259V152H257V154H259V153H260V150H258V148H257V150H255L256 147H255V149H254V147H253V145H254L255 143L252 144ZM256 142H257V141H256ZM66 143H67V142H66ZM79 143H80V142H79ZM96 143H98V142H96ZM120 143H118V144H120ZM235 143H236V141H235ZM67 144H68V146H66ZM67 144L65 145V147L68 148L70 145H69V143H67ZM121 144L119 145V147L121 146ZM143 144H144V143H143ZM244 144H245V143H244ZM55 145H57V144H55ZM85 145H86V144H85ZM103 145H104V143H103ZM140 145H141V144H140ZM144 145H145V144H144ZM151 145H152V144H151ZM160 145H161V143H160ZM233 145H235V144H233ZM245 145L247 146V144H245ZM245 145H244V146H245ZM230 146H231V145H230ZM242 146H243V145H242ZM242 146H241V148H243ZM248 146H249V145H248ZM77 147H78V146H77ZM80 147H81V146H80ZM83 147L86 148L84 145H83ZM114 147H115V146H114ZM150 147H151V146H150ZM150 147H149V148H150ZM239 147H240V146H239ZM239 147H237V148H239ZM252 147H253V148H252ZM237 148L232 147L231 149H235V150L232 152V150L230 149V151L227 152V155L224 156L225 158H224L223 160H225V159H227V158H228V160H229V155H231L230 152H232V153L235 152V153H236V152H237V151H236ZM241 148H239V149H237V150H239V151L242 152V150H240ZM245 148H246V147H244L243 151L245 150ZM248 149H249V148H248ZM71 150H72V149H71ZM80 150H81V149H80ZM153 150H154V149H153ZM246 150H247V149H246ZM246 150H245V151H246ZM84 151H85V149H84ZM158 151H159V150H158ZM247 151H249V150H247ZM251 152H252V151H251ZM251 152L249 151V153L247 152V154H250V155H251ZM253 152H252V154H253ZM70 153H71V152H70ZM235 153L233 154L234 160H233V159H230V160H229V161H230L229 165H230V164H231V165H236V167H241L240 169H244V168H245V165H243V164H245V162L247 163L248 160H251L252 155H251L250 158H248L249 155L246 154V156H248V157H246V156H245V153L243 152V153H244V154H243L244 157H243V156H241V154L238 152V153L240 154V156H239L240 158H239V157H236V155L238 156L239 154H237V153L235 154ZM262 153L264 154L263 151L261 152V154H262ZM157 154H159V153H157ZM228 154H229V155H228ZM75 155H76V154H75ZM234 155H235V156H234ZM159 156H160V155H159ZM180 156H181V155H180ZM180 156H179V157H180ZM254 156H255V157H254ZM61 157H62V156H61ZM245 157H246V159H248V160L245 161V159H244ZM256 157H257L256 154H254V155H253V158H252V159L254 160V162H253V161H252V162H253L255 165L252 164L251 161H250V164H249V161H248L247 165L249 164L250 170H249V168H247V167L244 169V173H245V174L247 173V176H248L249 173L251 174V171H252V173H255V172H253V171L255 170V168L258 169V170L261 169V167H260V168H257V165L259 166V164H256V163H258V161H256V160H257ZM260 157H261V158H260ZM262 157H264V156H263V155L260 156V154H259V158H260L261 160H264ZM144 158H145V160H146V163L144 162V164H146V166H148V164H149V167H150L153 171H155L157 168H159V169L161 170V168L159 167V164H160L159 161H160V160H158V158L156 159V158L154 157L156 160H155V159L152 160L153 157H149L148 155H147L146 157H144ZM147 158H148V159L150 158V160H148ZM151 158H152V159H151ZM170 158H171V156H170ZM170 158H167V159H170ZM242 158H243V159H242ZM238 159H241V161L244 160L243 164H241L240 166H237V165H239V163H237V162L240 161V160L238 161ZM255 159H256V160H255ZM53 160H54V159H53ZM64 160H65V159H64ZM142 160H143V159H142ZM171 160H172V159H171ZM223 160H222V161H223ZM236 160H237V161H236ZM58 161H59V160H58ZM58 161H56L55 163H56L57 166H60V167H61L62 163H61L60 161H59V162H58ZM157 161H158V162H157ZM164 161H165V160H164ZM220 161H221V159H220ZM226 161H227V160L223 161L224 163L222 162V163L225 165V167H222V169L224 168V170H225V168L227 167V169H226L227 173L229 172V174H231L230 176H228L229 174H228L227 176H228V178L231 177V178H229V179H232V169H234V168H233V166L230 165V166L232 167V168L230 169V168H229L230 166H229L228 164H227V165L225 164ZM259 161H260V160H259ZM140 162H142V161H140ZM148 162H149V163H148ZM168 162H169V161H168ZM255 162H256V163H255ZM263 162H264V161H263ZM58 163H59V164H58ZM60 163H61V164H60ZM220 163H221V162H220ZM236 163H237V164H236ZM241 163H242V162H241ZM261 163H262V162H261ZM53 164H54V162H53ZM121 164H122V163H121ZM142 164H143V163H142ZM166 164H167V162H166ZM174 164H175V163H174ZM174 164H172V165H174ZM202 164H203V165H202ZM202 164H201V167L204 166L205 169H204V167H202L203 170H200V169H202V168L199 169L200 173L197 172V171H196L197 173L195 172L196 174L193 173V177H194V175H195V177H196V178L194 177V179H195V181H196L195 184H197V181H198V180H199V181H198V184H200V182H205L206 179L208 178V176L211 175V173H210V175H209V170L212 168V166H211L212 164L208 166L209 170L206 169V168H207V167H206L207 165L205 166L206 163H202ZM215 164H216V163H215ZM217 164H219V161H218ZM157 165H158V167H156ZM168 165H171V164H168ZM176 165H177V164H176ZM176 165H175V167H176ZM224 165H223V166H224ZM242 165H243V167H242ZM247 165H246V166H247ZM262 165H263V166H262ZM210 166H211V168H210ZM260 166H262V168H264V164H263V163H262ZM110 167H111V165H110ZM110 167H108V169H109ZM144 167H145V165H144ZM149 167H147L146 169H148ZM175 167L171 166L170 168L172 169V168H175ZM215 167H216V166H215ZM218 167H219V166H218ZM218 167H217V168H218ZM150 168H149V171L151 172V169H150ZM154 168H155V169H154ZM170 168H167V169H170ZM213 168H214V167H213ZM19 169H20V172H22V177H24L25 179H27L28 177H30L31 174H32L30 171H27L26 168L20 167ZM70 169H72V168H70ZM142 169H143V168H142ZM163 169H165V168H163ZM176 169H177V168H176ZM214 169H215V168H214ZM218 169L221 170V168H218ZM218 169H217V170H218ZM247 169H248V170H247ZM139 170H140V169H139ZM157 170H158V169H157ZM157 170H156V171H157ZM173 170H174V169H172V173H171V172H169V173H170V174H175V171H173ZM185 170H186V169H185ZM197 170H198V169H197ZM224 170H222V171H224ZM245 170H247L248 172H245ZM258 170H255V171L257 172ZM261 170H263V169H261ZM261 170L258 171V173H259V172L261 173ZM144 171H145V170H144ZM168 171H169V170H168ZM201 171H202V172H201ZM210 171H211V170H210ZM239 171H240V170H239ZM187 172H188V171H187ZM187 172H186V173H187ZM216 172H217V171H216ZM230 172H231V173H230ZM263 172H264V170H263ZM263 172H262V173H263ZM139 173H141V172H139ZM169 173H168V175H169ZM178 173H179V171H178ZM191 173H192V172H191ZM191 173H190V175H191ZM214 173H215V172H214ZM220 173H221V171H220ZM220 173H219V174H220ZM262 173H261V174H258V178H259L260 175H261V177H264V175H263ZM165 174H167V172H166ZM215 174H216V173H215ZM256 174H257V173H256ZM88 175H89V174H88ZM156 175H157V174H156ZM180 175H181V173H180ZM225 175H226V174H225ZM241 175H242V173H241ZM252 175H254L253 178H255V174H251L249 177L252 178ZM262 175H263V176H262ZM112 176H113V175H112ZM139 176H140V175H139ZM154 176H155V174H154ZM173 176H174V175H173ZM181 176H182V175H181ZM191 176H192V175H191ZM217 176H218V175H217ZM221 176H223L222 173H221ZM242 176H243V175H242ZM77 177H78V176H77ZM182 177H183V176H182ZM182 177H181V178H182ZM188 177H189V176H188ZM206 177H207V178H206ZM219 177H220V176H219ZM225 177H226V176H225ZM154 178H155V177H154ZM160 178H161V177H160ZM203 178H205V179H203ZM256 178H257V176H256ZM76 179H78V178H76ZM177 179H178V178H177ZM196 179H197V180H196ZM215 179H216V177H215ZM217 179H218V177H217ZM156 180H157V179H156ZM201 180H205V181H201ZM232 180H233V179H232ZM251 180H252V179H251ZM254 180H255V179H254ZM257 180H258V179H256L255 181L257 182ZM109 181H110V180H109ZM144 181H146V178H145ZM213 181H214V180H213ZM234 181H235V180H234ZM255 181H253V182H255ZM260 181H261V180H260ZM263 181H264V180H263ZM230 182H231V181H230ZM101 183H102V182H101ZM104 183H105V182H104ZM205 183H206V182H205ZM216 183H217V182H215L214 185H218V186L220 187V189H219V191H217V192L215 193V197H214V198H210V197H212L213 195H209V196H210L209 199H211L210 201H212L213 199L216 200V199L220 198V195H221V194H224V195H225L226 193L228 194V192H231L230 189H229V188H231V184L229 183V181L227 180V178H225L224 180H222L220 183H217V184H216ZM236 183H237V181H236ZM259 183H260V182H259ZM193 184H194V183H193ZM201 184H203V183H201ZM219 184H220V185H219ZM248 184H249V183H248ZM251 184L253 185V183H251ZM255 184H256V183H255ZM214 185H213V186H214ZM236 185H237L238 188H240V189L243 188V187H242L243 184H241V183H237ZM257 185H258V183H257ZM218 186H216V187L218 188ZM249 186H250V185H249ZM262 186H263V187H262ZM194 187H195V186H194ZM251 187H252V186H251ZM251 187H250V188H251ZM170 188H171V187H170ZM212 188H213V187H212ZM214 188H215V186H214ZM232 188H233V187H232ZM232 188H231V189H232ZM244 188H245V187H244ZM244 188H243V189H244ZM253 188H254L255 190L253 189V191L251 190L249 193L251 194V192H254V191H255V192L252 194V195L255 194V196H251V198H252V197H254V198H252V199L250 198V195L247 194V192H248L247 189H245V190L247 191V192H245V194H246V197L249 195L248 197H249L250 199H249L248 197H247V198H248V200H249L250 203L252 202L253 205H252V204H251V205H252L254 211H255V209H256V211L253 212L252 208L250 209V208H249L250 206H248V205H247V206H248L247 208H248V210H249L251 213H253L254 215L256 214L257 219H258V218L261 219L260 217H258V215L260 216L261 211H262L263 214H264V200H263V198H264V184L261 185V187H260V185H259V186H255V187H253ZM194 189H195V188H194ZM197 189H198L199 193H198V191H195V190H194L195 192H194V191L191 192V190L188 192V190L186 189V191H185V193H184V197L188 198L187 200L190 199L189 202L191 201V199H192L193 196H194L193 198H196V197H197V198H199V197H203V198H204L205 194H203V192L201 191V187H200V188L197 187ZM215 189H216V188H215ZM228 189H229V191L227 192ZM240 189H239V190H240ZM216 190H217V189H216ZM245 190H244V191H245ZM74 191H75V190H74ZM74 191H72V192L74 193ZM81 191H82V190H81ZM162 191H163V190H162ZM164 191H167V190H164ZM169 191H170V190H169ZM200 191H201L202 193H201ZM240 191H242V192L244 193L243 190H240ZM240 191H239V193H237V194H238V196H239V194H240V197H241V196H243L244 194L241 195L242 193H240ZM62 192H63V191H62ZM62 192H61V193H62ZM89 192H90V191H86V194H88V196H90L89 194H92V193H89ZM156 192H157V191H156ZM61 193H60V194H61ZM64 193H65V192H64ZM79 193H80V192H79ZM161 193H162V192H161ZM170 193H172V192H170ZM233 193L235 194L236 192L232 191V194H233ZM60 194H59V197H58V196H55V194L53 195V198H55V199H59V198H60L58 204H57V202H58L57 200H55V201H57L56 203H53V202H52L54 199H53L52 201L50 200V202H52V204H54L55 206H59V205H60V201H61V199H63V197H64V194H63V193H62L63 196L60 195ZM156 194H157V193H156ZM197 194H199V195L203 194V195L198 197ZM232 194L230 193V195H232ZM234 194H233L232 196L235 198L236 195H234ZM51 195H52V194H51ZM92 195H94V194H92ZM157 195H159V194H157ZM224 195H223V196H224ZM37 196H38V195H37ZM49 196H50V195H48V197H49ZM60 196H61V197H60ZM88 196H87V198H88ZM155 196H156V195H155ZM175 196H176V195H175ZM206 196H208V195H206ZM206 196H205V198H208V197H206ZM244 196H245V195H244ZM46 197H47V195H46ZM163 197H165V195H163ZM172 197H174V196H172ZM178 197H179L178 204H177V201L174 200V202L176 201V203H175V204H177L176 206L173 205V200L170 201V202L168 201V204H167V205L169 206V208H170L171 210H173V211L175 210V211L177 212L178 215H179V213H178V208H179V210H181V211H180V215H182V214L184 213L183 210H182V209H184V206H185L186 209H188V208H190V207H188V206L186 207L185 203H182V201L184 202V200H183L182 197H181V198H182V199H181L182 201L180 200V195H179ZM240 197H239L238 199H240ZM91 198H92V196L89 197V200H91ZM96 198H97V197H96ZM174 198H175V197H174ZM205 198H204V199H205ZM241 198H242V197H241ZM78 199H79V198H78ZM81 199H82V197H81ZM99 199H100V198H99ZM111 199H112V198H111ZM111 199H110V200H111ZM153 199H154V198H153ZM160 199H161V198H160ZM170 199H171V198H170ZM201 199H202V198H201ZM238 199H237V200H238ZM83 200H84V199H83ZM89 200H88V201H89ZM102 200H103V199L98 200V205H101V204H102V205H101V206H97V208L95 209V210H99V212L102 211V215H99V213H95V214H94V213H91V215H90V216H91L90 219L92 218L93 215H97V216L100 217V218H99V217H97V216H93V218H94V217H97V219L95 218V220H98L97 222L95 221V223H98V222H99V225H98V226L100 227V229H99L98 226H97V229H98V230H97V229L95 230V231H98V233L96 232V233H97L96 235L99 234V236H100V235H103V232H104V231H106V230L108 231V230H109V229H106V227L110 226L109 228L112 229V230H110V232H111V231H113V229L115 230V225L117 224L118 221H119L118 223L121 222V224H122V222L125 223V222L127 221V219H124V218L127 217V216L125 217V215H126V214L128 215L127 212H130V210H129V211H125L126 214H124V213H125V212H124V213H120V215L116 213L118 216H117L116 214H113L114 217L111 216V218H109L110 216H108V217L106 218V217H105V208L109 207V205H110L111 203H110L109 205H107V204L104 205L103 203L100 202V201H102ZM149 200H150V199H147L148 202H149ZM151 200H152V199H151ZM256 200H257V202H259V203H257ZM29 201H30V200H29ZM55 201H54V202H55ZM154 201H155V200H154ZM156 201H157V199H156ZM180 201H181V202H180ZM192 201H193V200H192ZM201 201H203V200H201ZM74 202H75V201H74ZM81 202H82V200H81ZM86 202H87V201H86ZM179 202H180L181 204H184V206H183V205H180ZM185 202H186V201H185ZM206 202H209V201H206ZM216 202H217V204H216ZM216 202L213 201V203H215V205L218 206L219 201L216 200ZM223 202L225 203V205H224L225 207H226V206H227V207H230V206H228V205L231 204V203H229L228 205H226L229 201H228L227 203H226V201H221V202H220V206H221L222 204H224ZM230 202H232V201H230ZM233 202H234V201H233ZM233 202H232V203H233ZM237 202H238V201H237ZM150 203H151V202H150ZM187 203H188V202H187ZM187 203H186V204H187ZM204 203H205V202H204ZM210 203H211V202H210ZM234 203H235V205H234L233 209H234L235 206L237 205L236 201H235ZM234 203H233V204H234ZM238 203H239V202H238ZM240 203H241V205H243V206L246 205V202H245V200H244L243 198L240 200ZM256 203H257V204H256ZM56 204H57V205H56ZM73 204H75V203H73ZM158 204H159V203H158ZM169 204H170V205H169ZM188 204H189V203H188ZM193 204H194V203H193ZM233 204H232V205H233ZM45 205H47V203H46ZM82 205H83V204H82ZM87 205H89V202L87 203ZM87 205H86V206H87ZM96 205H97V204H96ZM195 205H196V204H195ZM206 205H207V204H206ZM239 205H240V204H239ZM86 206H84V207H86ZM112 206L115 207L114 202H113V205H111V207H112ZM154 206H155V205H154ZM154 206H153V207H154ZM182 206H183V207H182ZM189 206H190V204H189ZM202 206H205V204H203ZM217 206H216V207H217ZM243 206H240V207H242V209H243V208L245 209V207H243ZM2 207H3V205H2ZM2 207H1V208H2ZM38 207H39V206H38ZM46 207H47V206H46ZM93 207H94V206H93ZM99 207H100V209H98ZM135 207H136V206H135ZM151 207H152V206H151ZM155 207H156V206H155ZM180 207H182V208H180ZM205 207H206V206H205ZM225 207H224V208H225ZM236 207H237V206H236ZM41 208H42V207H41ZM44 208H45V206H44ZM44 208H43L42 211H44ZM87 208H88V207H87ZM132 208H133V207H132ZM191 208H192V207H191ZM218 208H219V206H218ZM230 208H231V207H230ZM238 208H239V206L237 207V209H238ZM45 209H48V208H45ZM92 209H93V208H92ZM133 209H134V208H133ZM186 209H184V210H186ZM226 209H227V208H226ZM233 209H232V210H233ZM244 209H243V210H244ZM3 210H4V208H3ZM100 210H101V211H100ZM137 210H139L140 212L137 211ZM143 210H145V209L143 208ZM153 210H154V209H153ZM160 210H161V209H160ZM208 210H209V209H208ZM210 210H211V209H210ZM230 210H231V209H230ZM239 210H240V209H239ZM239 210H238V211H239ZM251 210H252V211H251ZM0 211H1L0 214L3 215V216L5 217V215H4L5 212H2L1 209H0ZM45 211H46V210H45ZM48 211L50 212V208L48 209ZM134 211H135V212H134ZM145 211H146V212H145ZM145 211L142 212V214H140V213H141V209H140V208H139V209H136V210H131V217L129 216L130 214L128 215V216L130 217V219H128V220H130V221H127L128 223H129V222L131 223V221H133V222L131 223V227H132V225H134V224H141V225H142V223H140V222H142V221H143V222H144V221H147V220H146V219H147L146 217H148V215H145V214H144V213H147V210H145ZM204 211H205V210H204ZM235 211H236L237 214H238V211L236 210V208L234 209L233 212L235 213ZM257 211H258V212H257ZM8 212H9V211H8ZM116 212H117V211H116ZM121 212H122V211H121ZM181 212H182V213H181ZM192 212H193V211H191V210L187 211V216H188V215H192V214H189V213H192ZM207 212H208V211H207ZM231 212H232V211H231ZM233 212H232V213H233ZM240 212H241V211H239V214H240ZM245 212H246V210H245ZM245 212H243V214H244ZM2 213H3V214H2ZM12 213H13V212H12ZM157 213H158V212H157ZM241 213H242V212H241ZM247 213H248V211H247ZM257 213H258V215H257ZM16 214H17V213H16ZM47 214H48V212H47ZM47 214H46V215L42 214V215H44V216H48ZM143 214H144V216H143ZM155 214H156V213H155ZM158 214H159V213H158ZM208 214H209V213H208ZM243 214H242V215H243ZM253 214H252V215H253ZM1 215H0V218L3 217V216L1 217ZM7 215H8V214H7ZM14 215H15V214H13V216L10 215V216H11V220L8 219V220L10 221V223L13 222L12 220H14V221L17 220L16 222H14L15 224H17V223H18V220H19L20 218H21L20 220H21V222H22L23 217H20L21 215L19 216V214H18L16 217L19 216L20 218H17V219H16V217H15V219H13V218H14ZM26 215H27V214H26ZM63 215L66 216L65 214H63ZM67 215H68V213H67ZM73 215H74V213H73ZM153 215H154V213H153ZM180 215H179V216H180ZM194 215H196V214L194 213ZM205 215H207V214H205ZM242 215L240 214L239 217L241 218ZM252 215H251V216H252ZM22 216H23V215H22ZM120 216H122V217L124 216L123 219L126 220V221L124 222L123 219H120V218H122V217H120ZM185 216H186V215H185ZM199 216H200V215H199ZM234 216H236V218H237V215H236V214H234ZM245 216L248 217V218L246 217V219H250V220H251V223L254 222L255 224H254V223H253V224L250 223L251 225H249V220H246L247 222H245V221L243 220V221L245 222V223H243V224H244L243 227H242L243 229L240 227V226H241V223H240V224L237 223V224H238V226L241 228V230H242L243 232L246 231L247 234H248L247 228H248L249 226H251L252 228H253L255 225L257 226V221L255 220L256 217H255V218H254V217H251V216L248 215V214H247V215L245 214ZM245 216H244V217L242 216V217L245 219ZM249 216H250V217H249ZM12 217H13V218H12ZM49 217H50V213H49ZM69 217H70V216H66V217H65V220L67 221V223H66V221L64 220V223L67 224V228H68V226L71 224V223H69ZM73 217H74V216H73ZM129 217H127V218H129ZM182 217H183V216H182ZM188 217H189V216H188ZM194 217H195V216H193V218H194ZM197 217H198V216H197ZM197 217H195V218H197ZM263 217H264V216H263ZM28 218H29V217H28ZM70 218H71V217H70ZM93 218H92V219H93ZM113 218H115V219H113ZM144 218H145V220H144ZM153 218H154V217H153ZM164 218H165V217H164ZM189 218H190V217H189ZM191 218H192V216H191ZM193 218H192V220H195V219H193ZM203 218H204V217H203ZM215 218H216V217H215ZM243 218H241V219H243ZM41 219H43V218H41ZM53 219H54V218H53ZM99 219H100V220H99ZM111 219H112V220H111ZM132 219H134V220H132ZM142 219H143V220H142ZM198 219H199V218H198ZM263 219H264V218H263ZM4 220H6V219L1 220L0 222L6 224V223L4 222ZM24 220H25V218H24ZM77 220H78V218H77ZM150 220H151V219H150ZM157 220H158V219H157ZM157 220H156V221H157ZM213 220H214V219H213ZM217 220H218V219H217ZM237 220L239 221L240 219L237 218ZM9 221H8V222H9ZM11 221H12V222H11ZM26 221H28V220L26 219ZM38 221H39V220H38ZM85 221H86V220H85ZM92 221H93V224H94V219H93V220H90V222H92ZM108 221H109V222H108ZM152 221H153V220H152ZM156 221H155V218H154V221H153V222H154V224L157 225ZM158 221H159V220H158ZM203 221H204V220H203ZM214 221H216V220H214ZM214 221H213L212 223H213V225H215V227H218V228L221 227V223H218V222L214 223ZM238 221H237V222H238ZM241 221H242V220H240L239 222H241ZM243 221H242V222H243ZM6 222H7V220H6ZM70 222H71V219H70ZM134 222H137V223H134ZM153 222H151V223H152V224H151V223L149 222V219H148V223H146V224H147L148 226H151V227H152ZM163 222H164V221H163ZM204 222H205V223H203L200 227L204 228L203 225H205V224H209V223H206V221H204ZM19 223H20V221H19ZM22 223H23V222H22ZM22 223L19 224V225L24 226ZM24 223H25V221H24ZM64 223H63V227H64V225H66V224H64ZM87 223H88V222H87ZM130 223H129V225H130ZM133 223H134V224H133ZM160 223H161V222H160ZM179 223H180V222H179ZM179 223H178V224H179ZM189 223H190V221H189ZM191 223H193V222H191ZM191 223H190V225H191ZM194 223H195V221H194ZM196 223H197V220H196ZM196 223H195V224H196ZM198 223H199V222H198ZM198 223H197L196 226H198ZM200 223H201V221H200ZM46 224H47V223H46ZM68 224H69V225H68ZM107 224H108V225H107ZM113 224H114V225H113ZM121 224H120V227H121ZM150 224H151V225H150ZM12 225H13V223H12ZM26 225H27V224H26ZM33 225H34V224H33ZM84 225H85V224H84ZM147 225H146V227H148ZM167 225H168V223H167ZM171 225H172V224H171ZM188 225H189V224H188ZM213 225L211 224L210 227L213 226ZM253 225H254V226H253ZM13 226H14L15 228H17V229L15 230V232H14V233H12V231L8 232V234H6L7 237L5 236V240H6V241H5V240H4V241H1V240H0V252L4 250V251L7 253V255H8V256H6V259H7L8 261L5 260V264H11V263H9V262H12L14 259H16L18 255H20V256H18L17 259H19V258L21 259V254H20L21 251H20V250L22 249V246H23V245H20V243H18V240L22 238V240L24 241V240H25V235H24L23 232H19L20 229H21L20 226H18V225H17L18 227H16L15 225H13ZM49 226H50V225H49ZM70 226L73 227L74 225L72 224V225H70ZM118 226H119V225H118ZM118 226L116 225V227H118ZM153 226H155V225H153ZM157 226H158V225H157ZM161 226H162V225H161ZM161 226H159V227H161ZM173 226H174V225H173ZM186 226H187V225H186ZM194 226H195V225H193V227H194ZM208 226H209V225H208ZM256 226H255L254 228H256ZM37 227H38V226H37ZM50 227H51V226H50ZM52 227H54V226L52 225ZM124 227H125V224H124ZM128 227H129V226H128ZM133 227H134V226H133ZM155 227H156V226H155ZM159 227H158V228H159ZM175 227H176V226H175ZM198 227H199V226H198ZM205 227H206V226H205ZM251 227H249V228L251 229ZM258 227H259V226H258ZM258 227H257V228H258ZM4 228H5V227H4ZM15 228H12V229L14 230ZM22 228H23V227H22ZM64 228L66 229V226H65ZM73 228H74V227H73ZM118 228H119V227H118ZM118 228H116V229H118ZM166 228H169V229H168V230H170L169 233H171V232L173 231V229L171 228V226L169 227V225H168V227H166ZM173 228H174V227H173ZM194 228H195V227H194ZM249 228H248V230H249ZM254 228H253V229H254ZM257 228H256V229H257ZM260 228H261V227H260ZM47 229H48V228H47ZM47 229H46V230H47ZM57 229H58V228H57ZM65 229H64V230H65ZM105 229H106V230H105ZM123 229H124V228H123ZM161 229H163V228L161 227ZM161 229H160V231H157V232H161ZM196 229H197V228H196ZM199 229H200V228H199ZM199 229H198V230H199ZM211 229L213 230L212 227H211ZM216 229H217V228H216ZM219 229H221V228H219ZM253 229H252V230H249V231H252V232H253ZM256 229H255V230H256ZM62 230H63V229L60 228V229H59V232L62 231ZM68 230L70 231L71 229L68 228ZM99 230H100L101 232H99ZM203 230H204V229H203ZM217 230H218V229H217ZM261 230H262V228H261ZM71 231H72V230H71ZM73 231H74V230H73ZM75 231H76V230H75ZM153 231H155V230H153ZM162 231H164V230H162ZM194 231H195V230H194ZM207 231H208V230H207ZM207 231H206V232H207ZM218 231H219V232H222V230H221V231L218 230ZM262 231H263V230H262ZM262 231H261V233H262ZM26 232H28V233H27V234H28L27 236H29V237H30V235H33V234H32L31 232H29L28 230H27ZM66 232H67V231H66ZM66 232H64V233H66ZM198 232L200 233V231H198ZM223 232H224V231H223ZM223 232H222V234H223ZM246 232H245V233H246ZM252 232H250V233H252ZM254 232L259 233V231H254ZM10 233H11V234H10ZM22 233H23L24 237H23ZM100 233H101V234H100ZM106 233H107V232H106ZM106 233H105V234H106ZM120 233H121V232H120ZM226 233H227V232H226ZM29 234H30V235H29ZM62 234H63V231H62ZM62 234H61V236H62ZM71 234H73V233L71 232L70 235H71ZM91 234H92V233H91ZM109 234H110V233H109ZM230 234H231V232L229 233V236H230V237L232 236V237L234 238V236H233V235H230ZM253 234H254V233H253ZM262 234H263V233H262ZM8 235H10V236L8 237ZM46 235H47V234H46ZM63 235H64V234H63ZM70 235L68 234V236H70ZM89 235H90V232H89ZM155 235H157V234H155ZM158 235L161 236L160 233H159ZM197 235H198V234H197ZM197 235H195V236L197 237ZM201 235H203V232H202ZM201 235L198 236L197 239L195 238V239L192 240V241H194V243H196V244L199 243L200 241H199V242H197V241L199 240V238L201 237ZM248 235H249V234H248ZM248 235H246V236H248ZM251 235H252V234H251ZM255 235L258 236V237H256L258 240H256V238H255V240H256L255 242H256V243L259 242V244L261 245L262 243H260V240H261V242L264 240V237H262L263 235H257L256 233H255ZM52 236H54V237H52V238H53V241H54V240H57V239H58V241H59V238H58L56 232H54V235H52ZM71 236H73V235H71ZM162 236H163V234H162ZM170 236H171V235H170ZM204 236H205V235H204ZM224 236H225V237L228 236V233H227V234H224ZM229 236H228V238H230ZM252 236H254V235H252ZM259 236H260L261 238H260ZM20 237H21V238H20ZM101 237H102V236H101ZM212 237H213V232H212L211 237L208 235L207 238H208V239H212ZM222 237H223V235H222ZM248 237H249V236H248ZM250 237H251V236H250ZM23 238H24V239H23ZM55 238H57V239H55ZM68 238H69V237H68ZM88 238H89V236H88ZM154 238H155V237H154ZM156 238H157V237H156ZM158 238H159V237H158ZM163 238L167 239L166 242L170 241V240H169L168 238H166V237H163ZM202 238H203V236H202ZM223 238H224V237H223ZM226 238H227V237H226ZM7 239H8V241H7ZM29 239H32V238H29ZM29 239H28V240H29ZM69 239H74V236H73V237H70ZM165 239H164V240H165ZM183 239H184V238H183ZM185 239H186V238H185ZM191 239H193V238H191ZM191 239H190V240H191ZM200 239H201V238H200ZM250 239H251V240H252V239L254 240V237H253V238H250ZM195 240H196V241H195ZM201 240H202V242L204 241V239H201ZM25 241H26V240H25ZM29 241H30V240H29ZM79 241H80V240H79ZM148 241H149V240H148ZM4 242H6L7 244L9 243V245H7L6 243L3 244ZM26 242H27V241H26ZM26 242H25V244L29 245V244L26 243ZM30 242H32V243H30V244L35 243V241H33V240L30 241ZM71 242H72V241H71ZM80 242H81V241H80ZM80 242H79V243H80ZM164 242H165V241H164ZM166 242H165V244H166ZM255 242L253 241L252 243H255ZM58 243H60V242H58ZM62 243H63V242H62ZM73 243H74V242H73ZM76 243H77V241H76ZM79 243H78V244H79ZM82 243H83V242H81V244H82ZM154 243H155V242H154ZM180 243H182V242H180ZM192 243H193V242H191L190 245H193V244H194V243H193V244H192ZM12 244H13V246L11 247ZM23 244H24V243H23ZM54 244H55V243H54ZM146 244H147V243H146ZM170 244H171V245H172V244L174 245L173 241H172V243H169V242H168V245H170ZM182 244H183V243H182ZM182 244H181V245H182ZM196 244H195V245H196ZM4 245H5V246H4ZM14 245H16V246L18 247V249H17V251H16V253H17V256H16V257H15V254H16L15 251H13L14 254H13L12 251H11V256L14 257V259H13V258L10 256V253H9V252H10V247H11V249H12V248L14 247ZM34 245H35V244H34ZM75 245H76V244H75ZM79 245H80V244H79ZM171 245H170V246H171ZM173 245H172L171 247H173ZM179 245H180V244H179ZM181 245H180V246H181ZM254 245H255V244H254ZM7 246H8V247H7ZM69 246H70V245H69ZM135 246H136V244H135ZM180 246H179V247H180ZM182 246H183V245H182ZM255 246H256V245H255ZM26 247H27V246H26ZM29 247H33V245H32V246H29ZM29 247H28V248H29ZM79 247H80V246H79ZM82 247H83V246H82ZM131 247H132V245H131ZM136 247H137V246H136ZM150 247H151V246H150ZM23 248L25 249V246H24ZM127 248H128V247H127ZM134 248H135V247H134ZM145 248H146V247H145ZM180 248H181V247H180ZM7 249H9V251H7ZM13 249H14V248H13ZM30 249H32V248H30ZM78 249H79V248H78ZM136 249H137V248H136ZM32 250H33V249H32ZM71 250H72V249H71ZM134 250H135V249H134ZM143 250H144V249H143ZM29 252H30V250H29ZM131 252H132V251H131ZM150 252H151V251H150ZM1 253H2V252H1ZM3 253H4V252H3ZM97 253H98V252H97ZM140 253H141V252H140ZM148 253H149V252H146V250L143 252L144 256H143V254H142V257H143V258H142V261H143L142 264H147V263H145V262H148V261H147V257H149L148 255H150V254H148ZM75 254H76V253H75ZM138 254H139V253H138ZM153 254H154V253H153ZM196 254H198V256L200 255V253H198V252H197ZM0 255H1V254H0ZM122 255H123V254H122ZM151 255H152V254H151ZM194 255H195V254H194ZM119 256H120V255H119ZM10 257H11V258H10ZM82 257H83V256L81 255V257H79V258H81V260H82ZM87 257H88V256H87ZM122 257H123V256H122ZM128 257H129V256H128ZM131 257H132V256H131ZM183 257H184V256H183ZM183 257H182V258H183ZM200 257H201V256H200ZM0 258H2V257H0ZM8 258H9V259H8ZM114 258H116V257H114ZM132 258H133V257H132ZM138 258H139V256L136 257L135 261H137ZM150 258H151V257H150ZM4 259H5V258H4ZM10 259H12V260L10 261ZM89 259L91 260L92 258H89ZM117 259H118V258H117ZM125 259H126V258H125ZM139 259H140V258H139ZM163 259H164V258H163ZM180 259H181V258H180ZM193 259H194V258H193ZM193 259H192V260H193ZM197 259H199V258L197 257ZM74 260H75V259H74ZM79 260H80V259H79ZM115 260H116V259H115ZM120 260H121V259H120ZM169 260H171V259H169ZM174 260L177 261L176 259H173V261H174ZM195 260H196V259H195ZM82 261H83V262L85 261V257H84V260H82ZM82 261H81V263H79V264H82V263H83ZM113 261H114V259H113ZM182 261H183V260H182ZM197 261H198V260H197ZM1 262H2V261H1ZM7 262H8V263H7ZM122 262H123V261H122ZM132 262H133V261H132ZM160 262H161V261H160ZM169 262H170V263H168V264H172V263H174V262H171V261H169ZM178 262H179V261H178ZM178 262H176V263H177V264H180V263H181V260H180V263H178ZM184 262H185V260L183 261V263H184ZM193 262H194V261H192V263H193ZM195 262H196V261H195ZM195 262H194V263H195ZM123 263H124V262H123ZM139 263H140V262H139ZM153 263H154V262H153ZM162 263H164V261H163ZM183 263H182V264H183ZM185 263H186V262H185ZM194 263H193V264H194ZM203 263H204V262H203ZM205 263H206V262H205ZM110 264H112V263H110ZM113 264H115V263H113ZM132 264H133V263H132ZM164 264H167V263H164ZM186 264H187V263H186ZM188 264H189V263H188ZM201 264H202V263H201ZM206 264H207V263H206ZM257 264H258V263H257ZM259 264H260V263H259Z\"/></svg>",
  "mask_w": 264,
  "mask_h": 264
}]
</instances>
